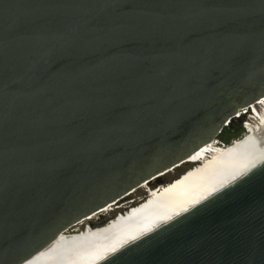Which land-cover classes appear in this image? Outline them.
Returning a JSON list of instances; mask_svg holds the SVG:
<instances>
[{"label":"water","instance_id":"1","mask_svg":"<svg viewBox=\"0 0 264 264\" xmlns=\"http://www.w3.org/2000/svg\"><path fill=\"white\" fill-rule=\"evenodd\" d=\"M263 98L264 0H0V264H264V138L118 205Z\"/></svg>","mask_w":264,"mask_h":264},{"label":"bare ground","instance_id":"2","mask_svg":"<svg viewBox=\"0 0 264 264\" xmlns=\"http://www.w3.org/2000/svg\"><path fill=\"white\" fill-rule=\"evenodd\" d=\"M262 100H264V98ZM262 105H264V103L258 102L250 108L243 109L239 112V118L250 115L251 111L257 114L256 118H253V120L249 121V123L246 124L248 132L244 137L239 140H234L233 143L228 146H220L217 144V141L204 146L197 154L191 157L190 160L184 162L182 165L166 173L165 175H161L158 177V179H160L167 175H174L177 170L182 169L184 166H192V169L183 174L180 178L172 181L169 184L159 185L163 191L160 189L152 191V194L148 196L147 199L142 202H137L138 205H136L137 203L133 205V201L125 203L124 205L129 204L135 206L132 215V221L138 219L140 210L144 208L148 203L155 200L156 203L170 201L176 196L194 187L199 182L210 176L212 173L235 159L237 156L245 152L261 139H263L264 115L262 116L258 113L259 108L262 107ZM258 117L260 118V120H258ZM123 202H121L120 204H122Z\"/></svg>","mask_w":264,"mask_h":264},{"label":"rangeland","instance_id":"3","mask_svg":"<svg viewBox=\"0 0 264 264\" xmlns=\"http://www.w3.org/2000/svg\"><path fill=\"white\" fill-rule=\"evenodd\" d=\"M263 109H264V105H262V107L259 108V112H258L262 116L264 115V110ZM249 120H251V119L248 117V115L245 116V117H242V120L241 121H239V119L234 120L232 122V124L234 125V127L231 124V126L228 128L229 130L225 134H221L218 137V140H217L218 143L217 144L220 145V146H224V144H223L224 140L227 139V138H229L232 135H236V133H238V131H240V132L243 131V136L242 137H244L246 135V132H245V129L243 128V125L246 124V123H249ZM258 120H260V118ZM239 139H241V138H239ZM239 139H237V140H239ZM231 144H232V142H231ZM225 146H228V145H225ZM191 169H192V166H190V165L184 166L182 169L177 170L174 175L164 176L163 178H160V179L156 180V182L158 183V185H166V184H169L172 181L180 178L183 174H185L186 172L190 171ZM147 197L148 196L146 194L145 196H143L139 200H134L133 201V205H135L139 201L142 202ZM128 202L129 201H124L120 205H124L125 203H128Z\"/></svg>","mask_w":264,"mask_h":264},{"label":"trees","instance_id":"4","mask_svg":"<svg viewBox=\"0 0 264 264\" xmlns=\"http://www.w3.org/2000/svg\"><path fill=\"white\" fill-rule=\"evenodd\" d=\"M230 126L231 125H229V127ZM229 127L225 128L224 131L222 132V134H225L229 130L228 129ZM233 127H234V125H233ZM242 136H243V131L242 132L238 131V133H236V135H232L229 138L225 139L224 142H223V144L224 145H230L232 141L237 140L239 138H242Z\"/></svg>","mask_w":264,"mask_h":264},{"label":"snow or ice","instance_id":"5","mask_svg":"<svg viewBox=\"0 0 264 264\" xmlns=\"http://www.w3.org/2000/svg\"><path fill=\"white\" fill-rule=\"evenodd\" d=\"M259 103H264V100H259ZM237 116L239 117V113H237Z\"/></svg>","mask_w":264,"mask_h":264}]
</instances>
